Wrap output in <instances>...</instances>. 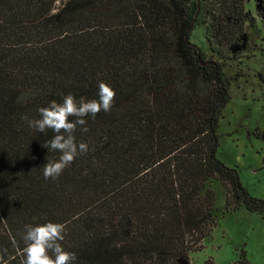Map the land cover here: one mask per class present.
<instances>
[{
    "label": "trees",
    "instance_id": "obj_1",
    "mask_svg": "<svg viewBox=\"0 0 264 264\" xmlns=\"http://www.w3.org/2000/svg\"><path fill=\"white\" fill-rule=\"evenodd\" d=\"M248 21L244 0H0V264H21L25 225L46 222L65 225L75 264H193L216 225L210 180L223 213L264 216L217 157L230 81L190 39L205 24L228 59ZM99 81L115 91L111 110L85 117L73 135L88 152L45 180L54 134L21 117L68 94L98 99ZM233 264H248L244 250Z\"/></svg>",
    "mask_w": 264,
    "mask_h": 264
},
{
    "label": "rangeland",
    "instance_id": "obj_2",
    "mask_svg": "<svg viewBox=\"0 0 264 264\" xmlns=\"http://www.w3.org/2000/svg\"><path fill=\"white\" fill-rule=\"evenodd\" d=\"M248 16L255 20L245 25L238 45L230 48L228 59L212 53L205 36V24L191 33V42L207 58L221 63L230 81V102L219 121L217 157L236 167L241 185L253 197L264 200V0H244ZM259 11L262 12L258 16ZM205 189L214 190L216 225L203 242L200 252L190 255L193 264H233L245 251L248 264H264V216L245 208L224 212V189L210 180Z\"/></svg>",
    "mask_w": 264,
    "mask_h": 264
},
{
    "label": "clouds",
    "instance_id": "obj_3",
    "mask_svg": "<svg viewBox=\"0 0 264 264\" xmlns=\"http://www.w3.org/2000/svg\"><path fill=\"white\" fill-rule=\"evenodd\" d=\"M97 87L98 99L85 100L82 97L77 101L72 94H68L62 96V102L53 100L46 107H39L37 119H29L26 115L21 117L30 129L40 133L51 130L54 134L42 147L59 152L60 155L57 160L42 165L45 180H55L78 155L88 152V145L84 142L77 144L73 134L78 125L81 126L82 132H87L85 117L94 119L99 112L110 111L116 95L103 81H99ZM70 117L75 119L70 120ZM64 232L65 225L62 223L25 225L21 236L24 243L21 264H75L76 254L64 250L60 243L64 240ZM2 259L0 256V260Z\"/></svg>",
    "mask_w": 264,
    "mask_h": 264
}]
</instances>
